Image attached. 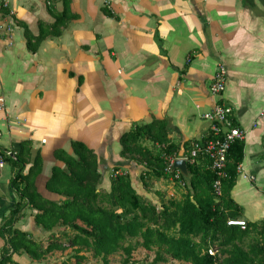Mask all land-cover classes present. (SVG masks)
Returning <instances> with one entry per match:
<instances>
[{
	"label": "crops",
	"instance_id": "0c3cea01",
	"mask_svg": "<svg viewBox=\"0 0 264 264\" xmlns=\"http://www.w3.org/2000/svg\"><path fill=\"white\" fill-rule=\"evenodd\" d=\"M4 1L0 147L12 154L30 141L31 161L36 153L42 161L34 179L42 196L59 199L45 184L53 166H64L54 150L72 153V140L96 152L109 190L108 171L122 160L119 137L133 123L164 119L175 143L201 139L209 128L202 114L218 98L210 81L223 65L221 99L245 131L231 197L241 219H264V0ZM64 6L60 33L29 50L25 29L37 35L38 23L52 24ZM120 163L136 179L138 170ZM12 173L0 158V225L17 200ZM137 185L144 190L138 179ZM23 211L16 228L38 240L48 234L35 224V210ZM24 255L13 258L22 264Z\"/></svg>",
	"mask_w": 264,
	"mask_h": 264
},
{
	"label": "trees",
	"instance_id": "16d2710c",
	"mask_svg": "<svg viewBox=\"0 0 264 264\" xmlns=\"http://www.w3.org/2000/svg\"><path fill=\"white\" fill-rule=\"evenodd\" d=\"M67 15L64 6L52 24L38 23L37 35L25 29L27 48L35 51L48 34L58 35ZM119 142L121 161L139 171L137 179L146 192L164 179L182 186L179 195L156 189L157 201L153 202L136 190L129 171L111 175L109 190L100 187L103 173L96 152L82 141L72 140V153L54 150L64 166L52 167L45 186L59 199H48L34 185L42 161L39 153L31 161L30 141H22L12 154L0 147V158L12 167L10 184L17 195L0 225V264H19L14 254L40 260L66 249L73 250L75 264L85 262L83 251L101 259L102 264H110L109 256L116 252L122 254L118 264H137L134 253L139 248L153 253L151 264L169 260L178 264H264V219H243L244 226L227 223L228 219H241L242 208L231 197V189L243 159L242 140H235L228 150L220 196L214 193L216 175L205 154L186 161L190 185L182 175L177 179L165 171L168 157L186 154L190 143H175L164 119L133 123ZM120 162L112 169H120ZM25 208L35 210V224L48 232L46 244L14 226Z\"/></svg>",
	"mask_w": 264,
	"mask_h": 264
},
{
	"label": "built area",
	"instance_id": "2783aa9c",
	"mask_svg": "<svg viewBox=\"0 0 264 264\" xmlns=\"http://www.w3.org/2000/svg\"><path fill=\"white\" fill-rule=\"evenodd\" d=\"M49 3V2H47ZM7 6V1L3 2ZM189 60V58H187ZM210 93L218 97L214 106L205 111L202 116L209 122V128L205 136L201 139L193 140L189 144V150L186 154L180 156H169L165 171L172 173L174 178L179 179L181 173L174 169L173 165L176 159H184L185 162L193 161L199 154H205L210 159V168L215 172L216 178L213 181V190L216 196L221 194V178L226 176V161L228 150L235 140H242L245 134L244 129L233 124V109L221 99L225 89V69L223 65H218L217 70L210 81ZM4 106V99L0 97V109ZM259 116L264 117V107L259 112ZM126 169L114 170L111 168V175L117 173H127ZM174 172V173H173ZM183 184V183H182ZM228 224H238L244 226L243 219H228Z\"/></svg>",
	"mask_w": 264,
	"mask_h": 264
},
{
	"label": "rangeland",
	"instance_id": "374dc122",
	"mask_svg": "<svg viewBox=\"0 0 264 264\" xmlns=\"http://www.w3.org/2000/svg\"><path fill=\"white\" fill-rule=\"evenodd\" d=\"M145 144L150 146V142L148 141H145ZM121 169H126L128 171L127 168H121ZM108 176L109 177L107 178H110L111 168L108 171ZM136 179H137V176H136ZM136 179H134V173H132L133 186L136 189H139ZM105 183L106 182L103 177L100 183V187L106 189ZM151 186H152V189L150 192L145 191L147 194H144L143 193L144 190L141 191V188L138 191L140 192V194L144 195L146 198H148L149 200L153 202L157 201V196L154 192L156 189L165 191L167 195H172V194L179 195L180 189L182 188L180 184L176 185V183H174L173 181L164 180V179H160L154 182L153 185ZM48 236L49 234L43 233V236L40 238L43 241V244L47 243ZM73 254L74 252L71 249H66L63 251L56 250V251H53L47 254L44 258L40 260L31 259L27 255H24L25 258L24 259L20 258V260L22 264H75L74 263L75 257L73 256ZM81 254H84L86 256V260L83 264H102L101 259L93 257L90 252L83 251L81 252ZM152 254H153L152 252L147 253L144 249L139 248L135 251L134 257L137 261V264H151V261L153 259ZM121 257H122L121 252H116L114 254H111L109 256L110 264H118ZM178 263H179L178 261L169 260L168 262L157 263V264H178Z\"/></svg>",
	"mask_w": 264,
	"mask_h": 264
},
{
	"label": "water",
	"instance_id": "95a60500",
	"mask_svg": "<svg viewBox=\"0 0 264 264\" xmlns=\"http://www.w3.org/2000/svg\"><path fill=\"white\" fill-rule=\"evenodd\" d=\"M173 168L179 170L183 179L186 181L188 185H190L191 172L188 169L185 160L176 159L174 162Z\"/></svg>",
	"mask_w": 264,
	"mask_h": 264
}]
</instances>
